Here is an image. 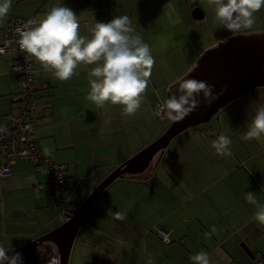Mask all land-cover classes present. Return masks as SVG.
<instances>
[{
	"label": "crops",
	"instance_id": "obj_1",
	"mask_svg": "<svg viewBox=\"0 0 264 264\" xmlns=\"http://www.w3.org/2000/svg\"><path fill=\"white\" fill-rule=\"evenodd\" d=\"M61 4L79 15L85 36L95 21L128 15L156 63L142 108L127 117L120 106L98 108L86 100L89 73L83 67L62 82L29 57L36 79L47 85L36 92L33 137L43 155L65 166L66 179L54 191L42 163L23 159L10 164L9 174L0 177V244L5 247L21 246L58 226L72 206L68 202L81 204L120 162L156 139L169 125L163 129L165 121L154 115L156 104L205 49L234 35L219 25L207 0H12L10 14L0 21V41L11 16L43 18L51 6ZM195 8L200 18L192 15ZM255 21L247 33L264 32V9ZM13 55L0 53V123L12 118L18 104L13 99L20 91L18 73L10 65ZM260 105L264 86L224 105L205 124L177 134L139 178L111 182L83 218L69 264L76 245L85 259L81 264H148L149 259L153 264H191L189 257L201 250L212 264H257L264 256V226L252 220L255 208L244 194L251 191L264 202V138L242 137ZM219 134L230 137L231 157H220L212 148ZM109 208L127 218L114 219ZM212 226L218 231L207 239L204 233ZM160 228L169 240L160 237Z\"/></svg>",
	"mask_w": 264,
	"mask_h": 264
},
{
	"label": "clouds",
	"instance_id": "obj_2",
	"mask_svg": "<svg viewBox=\"0 0 264 264\" xmlns=\"http://www.w3.org/2000/svg\"><path fill=\"white\" fill-rule=\"evenodd\" d=\"M207 4L213 8L219 25L234 35L253 30L256 13L264 9V0H207ZM11 10L12 0H0V21ZM80 29L79 15L63 4L53 5L43 18L26 21L25 28L19 31V49L62 82L79 75L77 69L83 67L89 73L87 101L98 108L108 103L120 106L122 116H135L144 104L156 63L150 45L135 33L128 15L114 16L108 22L95 21L89 36L81 35ZM176 84V93L159 104V112L172 122H181L196 111L201 97L205 105H211L224 91L222 88L221 93H216L214 85L195 78L179 77ZM4 131L0 127V132ZM242 138H264V105L256 108ZM231 144L230 137L219 134L211 146L220 157H231ZM244 199L255 208L252 220L264 226V202L251 191H245ZM107 211L116 220L127 218L124 212H113L111 208ZM217 231L212 226L204 236L211 239ZM189 260L191 264H212L208 252L203 250L192 254ZM0 264H23V258L12 246L0 244ZM52 264H61L60 258H54ZM148 264L153 261L149 259Z\"/></svg>",
	"mask_w": 264,
	"mask_h": 264
},
{
	"label": "water",
	"instance_id": "obj_3",
	"mask_svg": "<svg viewBox=\"0 0 264 264\" xmlns=\"http://www.w3.org/2000/svg\"><path fill=\"white\" fill-rule=\"evenodd\" d=\"M192 15L194 18L202 16L197 8L193 10ZM183 78L204 80L215 86L216 93H221L222 88L224 91L211 105H205L201 97L202 102L196 111L181 122L170 121L160 136L117 165L71 214L66 215L63 222L30 242L12 248L15 252L21 253L40 242L49 241L55 246L61 264H69L71 248L83 218L111 182L125 173L141 172L153 155L167 147L177 134L207 122L221 107L243 93L264 86V32L241 33L219 41L203 51L196 64ZM177 87L175 84L171 94L176 93Z\"/></svg>",
	"mask_w": 264,
	"mask_h": 264
},
{
	"label": "built area",
	"instance_id": "obj_4",
	"mask_svg": "<svg viewBox=\"0 0 264 264\" xmlns=\"http://www.w3.org/2000/svg\"><path fill=\"white\" fill-rule=\"evenodd\" d=\"M33 18L19 19L12 17L9 25L3 29L4 39L0 42V52L19 49V31L26 26V21ZM11 68L20 73V92L14 95L13 99L18 101L12 112V118L8 122L0 123V127L6 129L0 132V177L10 172V164L15 160L27 159L35 163H42L52 175V186L54 191H60L66 179L65 166L62 163L53 162L49 157L43 155L33 139V127L37 120L36 111L38 105L33 97L36 90L43 87L33 74L31 63L24 57H15L11 62ZM158 102L154 108V115L157 118L164 116L159 112ZM76 207L70 206L64 213V218L72 213ZM160 237L169 240L168 232L163 228L158 229ZM59 257L55 251L43 264H52L54 258ZM221 264V263H216ZM257 264H264V256L257 261Z\"/></svg>",
	"mask_w": 264,
	"mask_h": 264
},
{
	"label": "trees",
	"instance_id": "obj_5",
	"mask_svg": "<svg viewBox=\"0 0 264 264\" xmlns=\"http://www.w3.org/2000/svg\"><path fill=\"white\" fill-rule=\"evenodd\" d=\"M12 17H17V16H11L10 17V20H11ZM17 18H19V17H17ZM19 19H26V18H19ZM10 20H9V22H10ZM8 25H9V23H8ZM2 41H0V42H2ZM7 52H14V55L10 59V65L12 64L11 62H12V60L15 57H24V59H26L27 61H29L31 63L32 68H33V74H34V77H35L34 67L32 65L31 59L26 55V53L21 52L20 50H7L5 52H0V53H7ZM16 72L18 73V78H20V73L18 71H16ZM183 76H185V74L182 75L181 77H183ZM35 79H36V77H35ZM39 82L41 84H43V87L39 88L38 90H41V89H43V88H45L47 86L46 84H44V82H41V81H39ZM19 84H20V80H19ZM175 84H176V81L174 83H172V86H171L170 91H169V95L171 94L172 89H173V87H174ZM38 90H36L35 93H34V95H33L35 101H36V92ZM18 93H21V92L19 91ZM33 139H34V137H33ZM35 142H36V140H35ZM47 171H48V169H47ZM48 172H49L50 179H51V184H52V175H51L50 171H48ZM68 204L69 205H72L74 207H77L79 205V204H73V202H70V203L68 202ZM54 251H55V246L53 245V243H51L49 241H43V242H40L39 244H37L35 246H32V247L26 249L25 251L21 252L20 254L22 255V258H23V264H43L47 260V258Z\"/></svg>",
	"mask_w": 264,
	"mask_h": 264
},
{
	"label": "rangeland",
	"instance_id": "obj_6",
	"mask_svg": "<svg viewBox=\"0 0 264 264\" xmlns=\"http://www.w3.org/2000/svg\"><path fill=\"white\" fill-rule=\"evenodd\" d=\"M210 24H213V22L211 21V22H209ZM218 30L220 29V28H218V27H216ZM172 73L171 74H174L175 75V70L174 69H171L170 70ZM170 71H169V74H170ZM168 74V75H169ZM168 75H167V77L166 78H168ZM158 120V119H157ZM160 120V119H159ZM162 120L163 121H165L164 122V125H163V129L166 127V125L168 124V123H170V120H168L166 117H163L162 118ZM202 124H205V123H201L200 125H202ZM162 129V130H163ZM162 134V133H161ZM158 136H160V135H158ZM157 136V137H158ZM172 140V139H171ZM155 156V154L153 155V157ZM153 157L151 158V160H150V162H149V164L147 165V167L148 166H151V163L153 162L152 161V159H153ZM121 163V162H120ZM146 167V168H147ZM145 170V169H144ZM144 170H142L141 172H137V173H125V174H123V175H121L120 177H118L117 179H119V178H126V177H129V178H139L140 176H141V174L143 173V171ZM116 179V180H117ZM116 182H118V181H116ZM115 184H117V183H113V185H111L110 187H109V190H111V191H114V186H115ZM115 190H117V187H115ZM118 191V190H117ZM113 193H115V192H113ZM118 194V193H117ZM118 195H120V194H118ZM111 198V197H110ZM100 201H98V203H99ZM63 221V220H62ZM73 250H74V253H73V256L71 257V260H70V264H74V262H78L77 264H81V263H83L82 261H85V259L83 258V254H82V250L81 249H79V245H76V247H73ZM78 259V260H77ZM85 264V263H84ZM87 264V263H86Z\"/></svg>",
	"mask_w": 264,
	"mask_h": 264
}]
</instances>
